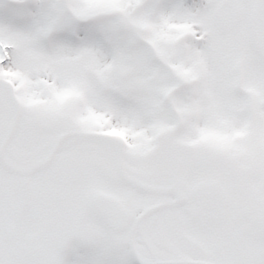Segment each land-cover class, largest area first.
<instances>
[{"label":"flooded vegetation","instance_id":"flooded-vegetation-1","mask_svg":"<svg viewBox=\"0 0 264 264\" xmlns=\"http://www.w3.org/2000/svg\"><path fill=\"white\" fill-rule=\"evenodd\" d=\"M63 1L69 8L68 0H15L12 28L38 27L49 40L76 29L77 20L64 14ZM226 1H216L219 18L212 24L224 34L233 25V38L242 41L239 21L248 9L240 12L242 5H237L231 10L233 17L225 16ZM72 2L78 9L83 0ZM257 2L248 23L251 51L256 55L253 68L258 71L260 59L264 64V16L259 17L257 9H264V0ZM2 3L12 8L0 0V14ZM229 18L234 19L231 25ZM213 29L204 28L210 39ZM182 36L189 40L191 34L186 30ZM223 45L216 46L217 60ZM17 73L0 69V78L12 82L20 100V120L22 116L29 120L31 100L22 103ZM189 83L192 96L180 95L168 102L164 97H124V113L114 112L109 118L100 113L79 118V104L69 106L70 99L62 97V109L51 117L49 128L24 130L28 138L22 142L31 139L34 144L26 145L30 152L23 157L17 151L25 146L19 132L15 134L7 152L0 150V264H264V224L257 223L264 212V179L259 177V162L253 157L244 161L246 149L253 147L236 146L242 162L235 166L230 154L234 145L213 137L211 115L204 113L214 103L209 101L214 82L209 78ZM10 88L0 90V145L14 110ZM122 118L133 130L129 144L120 149L102 142L103 130ZM142 124L146 128L138 130ZM70 130L98 135L68 137L46 162L60 134ZM72 156L62 170L67 183H57L51 169ZM213 157L219 159L214 167L209 166ZM84 162L85 175L80 178ZM208 186V193H201ZM213 186L222 199L217 213L210 209ZM98 195L111 200V217L120 227L107 224L94 209L92 202Z\"/></svg>","mask_w":264,"mask_h":264},{"label":"rangeland","instance_id":"rangeland-1","mask_svg":"<svg viewBox=\"0 0 264 264\" xmlns=\"http://www.w3.org/2000/svg\"><path fill=\"white\" fill-rule=\"evenodd\" d=\"M56 1L57 0H55V2ZM127 1L129 0H83V3L78 9L74 7L72 0H68L69 8L66 2L63 1V12L68 16V19L74 21L77 20L76 16H78L82 22L86 24L89 22L87 25L94 32L93 34L88 32L82 35L78 42L68 37H60L57 34H54L52 36L54 40L50 41L43 35L42 31L38 30V27H35V30L28 28L26 31H16L15 27L12 28L14 22L13 17L6 21H0V39H8V41L15 39L20 47L19 50L10 52L12 61L10 64L8 63V65L9 67H14L21 73L19 80L21 82L20 93L23 102L28 103L27 101H29V99L33 100L32 106L28 104L32 109L31 114L41 120V123L36 125L22 118L18 134L21 139V145H24L25 148L21 147L18 149L17 153L19 155L22 157L25 156L27 152H30V148H26V145H33L31 141H26L27 143L22 142L28 138L25 136L24 130L37 131L38 129L50 127V116L56 115L55 112L47 110V102L50 99L54 103L52 106L57 108L58 112L62 109L61 98L66 95L70 97L69 106L78 103V107L83 109L82 114L85 113V115L92 111L93 108L101 110L102 114L111 112V110H113L112 107L116 110L120 108L122 105L120 95H124L122 89H125L123 84L125 79L123 76L126 75L130 66L135 65L130 59L132 55L140 58L141 55H143L142 51L137 52L135 48L131 50V47H133L132 45L135 43V36L131 31L133 23L138 27V31H141V26L150 28L151 30L145 34L156 38L160 34L156 35L161 28H168L167 22L169 19L162 24L155 23V21L161 17L166 18L169 12L171 13L176 9L178 11L173 18L180 25H183L187 20H193V18H196L197 21L202 18L207 19L205 26L213 27V20L216 17L219 18V16L216 15L218 7L216 1L222 3V1L226 0H214L213 4L208 5L207 8L198 15L192 12V10L185 12V10L179 7L178 2L172 3V5H175L172 11L168 10L167 13L168 8L165 7L164 13H160V9L155 2L148 5L145 9H136L132 16L130 15L131 9L135 7L137 2H141L142 0H130V6H127ZM257 3V0H228L224 6L222 5L223 10L225 9L223 12L225 16L228 17H233L231 10L235 11L237 5H242V7L247 8L248 12L243 15L244 19L239 21V26L243 29L244 33L240 48L238 49V51L241 50L240 53L237 51L239 43H235L232 37L228 35H226L224 42L223 39L220 42L225 46L223 45L222 57L221 59L219 58V60L216 59V46L210 43L207 44L206 49L209 51L211 50V58L215 61V64L213 66L211 65L212 68L209 66L210 72L213 74L210 75V77H212L211 80L214 82V85H219V88L226 90L222 91V89H220L222 91L220 93H218V90L214 91L212 95L213 100L217 98L218 102L212 105L210 109L204 110V113L211 115V128L214 131L213 137L217 139L220 138L221 142L227 145H236V143L242 144L244 139L239 140V142L225 140L222 135L223 132H230L231 130L242 128L245 120L249 123L248 126H250L251 122L250 130L252 131L253 129V132H257V135L259 134L262 136L258 139L255 135L248 133L249 135L245 138V141H249L247 143L259 145L260 151L250 153L245 159L248 160L250 156L254 157L255 160L260 163L261 171L264 174V151L261 148V146H264V109L261 110L262 106L257 105L259 102H264V64L260 59L259 63L261 66L259 70L257 71L253 68V61L256 55L254 56L251 51L252 43L249 35L248 23L252 16V12L256 10ZM179 10H182V12ZM257 11H259V17L264 16L263 8H258ZM124 16H127L126 20ZM32 19H35V15ZM152 20L154 23H152ZM233 20V18H229L228 21L230 25ZM32 26H34L33 21L30 22V27L32 28ZM184 26L186 27V25ZM186 28H184V31H186ZM215 28L212 30L211 34L213 44L216 38H219L223 33H218L220 27H216L215 25ZM168 30V34L166 35V40L168 41L165 43L163 40L160 42L152 39L154 42L159 43L160 49L162 50L165 49V45H167V48L163 51L169 55V45L172 43L173 38H175L173 35L178 34L180 29L175 30L172 28ZM214 34L215 36L217 35L215 38ZM159 38L162 39L160 36ZM47 41L50 42V45L47 44ZM195 48L196 50L193 48L192 52L197 55L204 52L201 46ZM85 50H87L88 56H83ZM227 54L232 56V60L228 61L226 59ZM236 57L242 58L241 69H239V67L236 69L233 66ZM205 60L207 61V58H205ZM142 62L144 65V61ZM139 63H141V59H139ZM206 63L209 64L208 62ZM110 64L112 69L108 67ZM46 65L52 70L51 73L44 71L43 68ZM196 65L197 64H193L191 67L196 68ZM142 69V65L137 66L134 76L136 79H142L143 81L148 79L147 77L149 76H147V74L141 76V73L144 72V70L141 71ZM192 74H195V72ZM196 75L199 76L200 73H196ZM97 77H100L104 83L99 84V79ZM114 80L120 82L115 84L120 85L122 89L116 85V87L113 86L112 88L107 86L114 82ZM206 80L208 81L207 78ZM121 84H123V86ZM238 86L241 87L240 90L243 91L242 94L237 93L236 88ZM141 87L147 89L144 85L140 87L131 85L127 87L129 90L127 92L134 93L135 97L150 96L152 91H143V89H140ZM165 88L167 87L163 89ZM177 93L178 92L173 93L172 97L177 95ZM133 112H135L133 116L137 117L136 114H138V112ZM254 119L256 120L255 124L253 121ZM204 122L206 123L207 121ZM7 123L8 121L6 120V124ZM122 126L124 125L122 124ZM14 139L10 142V145L14 142ZM235 151L230 153L233 159L242 161V159H239V151L237 149H235ZM246 154L248 155L249 153L247 152ZM92 218L93 217L90 216L86 220L91 221Z\"/></svg>","mask_w":264,"mask_h":264},{"label":"bare ground","instance_id":"bare-ground-1","mask_svg":"<svg viewBox=\"0 0 264 264\" xmlns=\"http://www.w3.org/2000/svg\"><path fill=\"white\" fill-rule=\"evenodd\" d=\"M2 87H0V89H1Z\"/></svg>","mask_w":264,"mask_h":264}]
</instances>
